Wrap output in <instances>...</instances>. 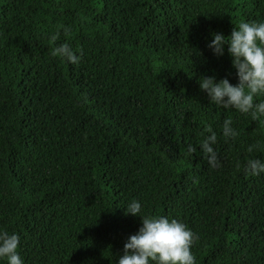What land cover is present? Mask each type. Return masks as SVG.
Listing matches in <instances>:
<instances>
[{"label":"trees","instance_id":"obj_1","mask_svg":"<svg viewBox=\"0 0 264 264\" xmlns=\"http://www.w3.org/2000/svg\"><path fill=\"white\" fill-rule=\"evenodd\" d=\"M242 20H264V0H0V228L25 264H116L133 198L191 228L196 264H264V174L244 172L264 159V118L198 84L237 83L207 44ZM62 43L78 63L52 54Z\"/></svg>","mask_w":264,"mask_h":264},{"label":"clouds","instance_id":"obj_2","mask_svg":"<svg viewBox=\"0 0 264 264\" xmlns=\"http://www.w3.org/2000/svg\"><path fill=\"white\" fill-rule=\"evenodd\" d=\"M68 31L65 27L64 32ZM57 38L53 35L51 40L55 42ZM207 47L216 57H222L226 50L237 77V83L232 84L227 77L217 79L215 75H201L199 88L207 94L209 103L235 109L253 120L264 118V20H242L228 36L213 32ZM52 54L70 63H78L81 59L68 43L53 47ZM206 131L208 134L200 141V149L209 166L218 168L220 160L214 148L217 133L211 128ZM222 135L226 138L238 135L231 119L223 121ZM259 146V142L250 145L248 151ZM193 151L192 145H188V152ZM244 172L251 176L264 174V159L249 158ZM123 210L125 215L139 217L140 227L125 241L116 264H196L192 252L196 234L181 220L145 214L141 202L135 198ZM19 246V234L0 228V264H25Z\"/></svg>","mask_w":264,"mask_h":264}]
</instances>
